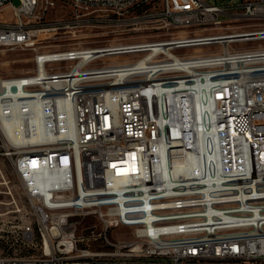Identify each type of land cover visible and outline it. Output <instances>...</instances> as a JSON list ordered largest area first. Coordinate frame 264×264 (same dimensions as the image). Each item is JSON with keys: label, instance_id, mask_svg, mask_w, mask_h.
<instances>
[{"label": "built area", "instance_id": "obj_1", "mask_svg": "<svg viewBox=\"0 0 264 264\" xmlns=\"http://www.w3.org/2000/svg\"><path fill=\"white\" fill-rule=\"evenodd\" d=\"M3 48L0 120L48 138L0 123V264H264V0H0Z\"/></svg>", "mask_w": 264, "mask_h": 264}, {"label": "rangeland", "instance_id": "obj_2", "mask_svg": "<svg viewBox=\"0 0 264 264\" xmlns=\"http://www.w3.org/2000/svg\"><path fill=\"white\" fill-rule=\"evenodd\" d=\"M210 3H215L218 5H223V4H237L240 0H208ZM11 2L19 6L20 5V0H11ZM59 7L54 8L50 12V17L51 18H56V17H66L70 13V8L68 7H63L61 3L58 5ZM207 33H212V31H208ZM83 39V38H82ZM65 40L64 38H59L56 39L55 41H61ZM66 40H69L66 38ZM82 44L85 46L91 45L90 40H81ZM69 41H67L68 43ZM255 43V42H251ZM181 52L185 53H192V49H185L182 50ZM33 53L31 51H25L21 49H7L3 48L0 49V77H7V76H18L22 74H26L30 71H33L35 68V64L32 60ZM2 143L0 141V152L3 150L1 147ZM0 170L3 172V175L6 176L7 179L14 180L15 176L13 173V166L11 165L8 160H6L4 157H0ZM3 179L2 176L0 175V202L3 203L4 205H0V211L1 212H6L8 210L7 203L9 201V197L3 193V190L5 189L4 186H2ZM17 195H19L17 193ZM91 223H93V220L87 219L84 222V226H88ZM131 230L128 229L127 227H121L119 229H115L111 231L112 236H118V235H124L125 239H130L131 234L129 233Z\"/></svg>", "mask_w": 264, "mask_h": 264}, {"label": "bare ground", "instance_id": "obj_3", "mask_svg": "<svg viewBox=\"0 0 264 264\" xmlns=\"http://www.w3.org/2000/svg\"><path fill=\"white\" fill-rule=\"evenodd\" d=\"M200 100L197 99V102ZM199 104V103H198ZM40 108L37 107V111L35 113V116L32 117L31 123L29 125V128L27 129L25 125L24 119L19 115H12V118H6L5 116H2V120H0L1 125H3L6 134H9L13 136V139L17 142H22L24 144H32L34 142L39 141L40 139L48 138L47 129L45 126V121L42 119L41 112L39 110ZM60 116L62 117V124L64 125L65 120V114H63V111L61 110ZM37 118V119H36ZM29 130V134L27 135V131ZM62 134L68 133L69 130L63 126L62 128ZM197 159L192 158L189 160V164L191 166H194ZM126 171H131L134 169V165L131 164V162H128ZM40 181H47V177L42 175L39 177Z\"/></svg>", "mask_w": 264, "mask_h": 264}]
</instances>
